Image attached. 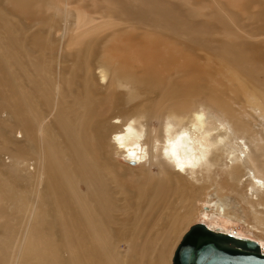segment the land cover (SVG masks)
<instances>
[{
	"label": "bare ground",
	"instance_id": "1",
	"mask_svg": "<svg viewBox=\"0 0 264 264\" xmlns=\"http://www.w3.org/2000/svg\"><path fill=\"white\" fill-rule=\"evenodd\" d=\"M201 105L224 143L194 181L111 156L128 120ZM1 124L0 264H168L213 183L261 228L264 0H0Z\"/></svg>",
	"mask_w": 264,
	"mask_h": 264
},
{
	"label": "clouds",
	"instance_id": "2",
	"mask_svg": "<svg viewBox=\"0 0 264 264\" xmlns=\"http://www.w3.org/2000/svg\"><path fill=\"white\" fill-rule=\"evenodd\" d=\"M213 119L210 110L203 105L190 117L166 114L156 121L158 126L151 128L143 117L132 118L121 132L111 137L114 157L130 166L167 165L194 181L199 170L212 167L209 157L224 143L218 136L224 125L217 119L212 126ZM213 136L217 139L212 140Z\"/></svg>",
	"mask_w": 264,
	"mask_h": 264
},
{
	"label": "rangeland",
	"instance_id": "3",
	"mask_svg": "<svg viewBox=\"0 0 264 264\" xmlns=\"http://www.w3.org/2000/svg\"><path fill=\"white\" fill-rule=\"evenodd\" d=\"M32 29V28H31ZM239 105L241 99H237ZM240 102V103H239ZM234 106V104H233ZM236 107V105H235ZM206 109L210 110V114L214 117L213 121L217 119L220 121L221 124H224V120L219 116V113L216 111L215 108L212 107H205ZM216 123V122H215ZM151 126H156V121L152 120L150 123ZM3 125H0V129ZM158 126V125H157ZM114 152V151H113ZM112 152L111 156L122 165H125L123 161H120L114 157V153ZM134 169H139V166H133ZM12 171V170H10ZM222 179V178H221ZM220 193V194H219ZM224 206L227 209L228 214L232 217L228 218L217 211V206ZM196 211L190 212V214L185 217L184 222L187 223L184 227L180 237L173 245L168 258L167 263L172 264V258L175 249L181 242L184 234L189 230L190 226L202 223L207 226H213L222 228L224 232L231 233L238 237L249 238L256 240L260 244L261 252L264 253V226L261 228H252L249 225H252V216L248 211L247 207L244 206L242 200L240 201L238 197H236L233 193L228 190L219 191L218 187L215 183L211 184L209 188L205 189L204 194L196 202ZM17 212V211H15ZM18 215V213H16ZM264 215V213H263ZM1 220V219H0ZM2 229L0 228V232ZM3 232V231H2ZM2 233H0V236ZM120 250V254L123 256L127 253V245L125 242H121L118 246ZM120 255V256H121Z\"/></svg>",
	"mask_w": 264,
	"mask_h": 264
},
{
	"label": "water",
	"instance_id": "4",
	"mask_svg": "<svg viewBox=\"0 0 264 264\" xmlns=\"http://www.w3.org/2000/svg\"><path fill=\"white\" fill-rule=\"evenodd\" d=\"M172 264H264V254L256 240L214 232L197 223L184 234Z\"/></svg>",
	"mask_w": 264,
	"mask_h": 264
}]
</instances>
